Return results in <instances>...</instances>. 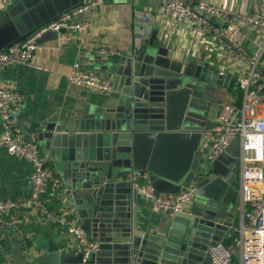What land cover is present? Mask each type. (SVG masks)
Masks as SVG:
<instances>
[{"label":"water","instance_id":"water-1","mask_svg":"<svg viewBox=\"0 0 264 264\" xmlns=\"http://www.w3.org/2000/svg\"><path fill=\"white\" fill-rule=\"evenodd\" d=\"M86 1L14 0L0 12V51ZM156 11L142 30L135 18L123 54L103 60L110 91L90 96L84 90L83 102L69 114L31 119L22 131L61 180L52 195L98 240L83 258L76 247L37 233L25 246L23 264H210L206 249L233 235L240 216L238 140L213 160L202 158L198 146L206 127L203 92L231 86L235 77L203 63V54L192 62L169 52L151 29ZM63 31L49 30L35 42L55 40ZM132 170L147 172L157 193L193 187L195 196L181 211L153 221L140 212Z\"/></svg>","mask_w":264,"mask_h":264},{"label":"built area","instance_id":"built-area-1","mask_svg":"<svg viewBox=\"0 0 264 264\" xmlns=\"http://www.w3.org/2000/svg\"><path fill=\"white\" fill-rule=\"evenodd\" d=\"M13 1L0 0V6L4 8ZM107 1L109 0H89L79 3L39 26L20 42L0 51V66L18 63L40 69L41 65L31 60L36 39L49 30L82 31L84 24L79 21V17L95 12ZM158 3L162 18L177 22L187 20L193 37H210L220 44L227 57L248 63V71L236 78V83L242 89L240 103L234 102L231 95L230 100L220 106L213 123L201 132L198 150L206 160H213L221 154L232 138L236 137L238 140L240 223L234 228L235 234L230 242L221 241L209 246L206 254L210 257V264H233L237 252L238 264H264V111L259 110V106L264 103V70L257 66L259 55L250 57L244 49L249 33H255L264 39V0H250L251 10L248 12L236 11L205 0H158ZM97 53L109 56L118 54V51L101 45L97 48ZM67 81L95 93L111 89L109 78L82 69L78 63L71 65ZM22 107L20 92L0 83V148L12 156L28 161L32 166L28 199L22 202L0 199V215L5 217L6 227L16 229L22 222L17 212L30 206L45 223L51 222L54 227H63L72 234L74 246L86 258L97 248L98 240L87 236L67 212H57L45 205L44 195L56 190L61 180L47 165L36 141L24 137L16 124ZM147 177L148 173L145 171L132 170V188L163 213L181 211L195 196L193 187L181 189L175 194L157 193ZM0 264L12 262L4 259Z\"/></svg>","mask_w":264,"mask_h":264},{"label":"crops","instance_id":"crops-1","mask_svg":"<svg viewBox=\"0 0 264 264\" xmlns=\"http://www.w3.org/2000/svg\"><path fill=\"white\" fill-rule=\"evenodd\" d=\"M205 1L224 5L240 12L251 10L250 0ZM2 9L0 6V12ZM155 10L157 11L154 13L151 29L156 30L158 41L163 42L169 52L192 62H198L203 54V63L218 73L235 77L231 86L210 85L203 92L202 100L205 102L203 108L207 113L204 118H208L205 126L213 123L220 106L230 100L231 89L236 84L237 76L248 71V63L227 57L220 44L210 37L199 35L193 37L187 20L177 22L162 18L159 15V5H155L150 0H109L95 12L79 17V21L84 24L82 31L68 29L58 33V38L55 40L36 44L31 51V60L41 65L40 69L18 63L0 66V83L17 89L23 98V107L16 123L21 128V132L31 119L69 114L79 106L84 100L82 93L86 89L67 81L71 65L78 63L82 69L91 70L109 78L101 70L104 65L103 60L123 54L133 40L135 18L138 19V29L142 30L147 23L150 27V13ZM214 23L217 24L216 21ZM101 45L112 47L119 54L100 55L97 53V48ZM244 49L250 57L259 55L257 66L264 70V39L255 33H249L244 42ZM88 92L90 96L96 95L94 92ZM214 106H216L215 110L212 111ZM259 110L264 111V103L259 106ZM46 163L50 168L49 163ZM31 171L32 166L28 161L12 156L5 149L0 148V199H11L17 202L28 199ZM237 183L239 188V181ZM136 198L140 212L153 221L166 214L153 207L137 193ZM43 200L48 209L66 212L61 206V201L55 199L52 192L44 195ZM236 202H238L237 199ZM17 213L22 222L18 228H12L13 231L7 230L5 217L0 215V244L2 245L0 262L7 259L12 264H23L25 246L28 244V247L31 246V240L37 233H41L42 240L55 237L60 240L61 246L75 247L71 244L69 233L63 227H54L55 225L51 222L45 223L32 207L25 206ZM238 219L240 223V216ZM235 227H237L236 224ZM230 236L226 234L222 242L228 243ZM44 252L45 250L41 249L36 255Z\"/></svg>","mask_w":264,"mask_h":264},{"label":"trees","instance_id":"trees-1","mask_svg":"<svg viewBox=\"0 0 264 264\" xmlns=\"http://www.w3.org/2000/svg\"><path fill=\"white\" fill-rule=\"evenodd\" d=\"M231 90H232V98H233L234 102H236V103H240V101H241V97H242V89H241V87L238 85V83H236V84L232 87ZM233 234H235V233H233ZM232 237H233V235H231V236L229 237L230 241H231ZM230 241H229V242H230Z\"/></svg>","mask_w":264,"mask_h":264},{"label":"rangeland","instance_id":"rangeland-1","mask_svg":"<svg viewBox=\"0 0 264 264\" xmlns=\"http://www.w3.org/2000/svg\"><path fill=\"white\" fill-rule=\"evenodd\" d=\"M215 107H216V106L213 107V110H212V111L215 110ZM207 120H208V118H204V119H203V125L206 124V121H207ZM237 171H238V168H237ZM237 181H238V179H237ZM237 184H238V183H237ZM236 226H237V227L239 226V219H238L237 222H236ZM237 227H236V228H237ZM237 234H238V231H237ZM238 258H239V254H238V252H237L236 255H235V257H234L233 264H238Z\"/></svg>","mask_w":264,"mask_h":264}]
</instances>
